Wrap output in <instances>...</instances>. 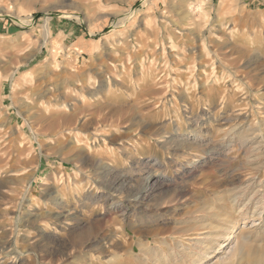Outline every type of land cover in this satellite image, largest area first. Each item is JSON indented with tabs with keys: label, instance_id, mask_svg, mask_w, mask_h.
I'll return each mask as SVG.
<instances>
[{
	"label": "rangeland",
	"instance_id": "obj_1",
	"mask_svg": "<svg viewBox=\"0 0 264 264\" xmlns=\"http://www.w3.org/2000/svg\"><path fill=\"white\" fill-rule=\"evenodd\" d=\"M0 264H264V0H0Z\"/></svg>",
	"mask_w": 264,
	"mask_h": 264
},
{
	"label": "bare ground",
	"instance_id": "obj_2",
	"mask_svg": "<svg viewBox=\"0 0 264 264\" xmlns=\"http://www.w3.org/2000/svg\"><path fill=\"white\" fill-rule=\"evenodd\" d=\"M118 25V24H117ZM43 32H44V36L45 37H47L48 35H49V33H50V31H49V27H48V23H47V21H45L44 22V25H43ZM108 84V83H107ZM109 85V84H108ZM47 93V90L45 91V94ZM43 94V93H42ZM41 96V95H40ZM44 96V95H43ZM38 98V97H37ZM43 98V97H42ZM42 98H41V100H42ZM40 99V98H39ZM38 102H39V100H38ZM37 102V103H38ZM32 105V103L31 102H29L28 101V99L27 100H25V107H28L27 109H28V111H30L31 109H33L34 107H32L31 106ZM39 107H40V105H39ZM43 108V107H42ZM151 188L149 189V191H151V189H152V186H150ZM146 188H144V190H145ZM143 191V190H142ZM136 196H137V194H136ZM135 197V196H134ZM55 198V197H54ZM128 199V198H127ZM133 200H140V197L139 198H134Z\"/></svg>",
	"mask_w": 264,
	"mask_h": 264
},
{
	"label": "crops",
	"instance_id": "obj_3",
	"mask_svg": "<svg viewBox=\"0 0 264 264\" xmlns=\"http://www.w3.org/2000/svg\"><path fill=\"white\" fill-rule=\"evenodd\" d=\"M73 27H74V26L71 25L69 28H67V29H65L64 31H62L61 34L65 36L66 40L77 38V36L75 35V34H77V33H76V31L73 29Z\"/></svg>",
	"mask_w": 264,
	"mask_h": 264
}]
</instances>
